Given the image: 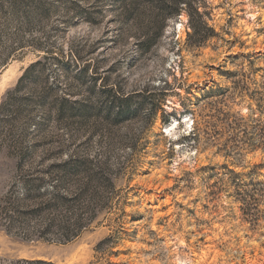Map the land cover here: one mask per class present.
Returning a JSON list of instances; mask_svg holds the SVG:
<instances>
[{
    "label": "rangeland",
    "instance_id": "obj_1",
    "mask_svg": "<svg viewBox=\"0 0 264 264\" xmlns=\"http://www.w3.org/2000/svg\"><path fill=\"white\" fill-rule=\"evenodd\" d=\"M194 1L196 34L180 0H0V103L39 62L0 112V264H264L262 154L205 93L262 79L264 0Z\"/></svg>",
    "mask_w": 264,
    "mask_h": 264
},
{
    "label": "trees",
    "instance_id": "obj_2",
    "mask_svg": "<svg viewBox=\"0 0 264 264\" xmlns=\"http://www.w3.org/2000/svg\"><path fill=\"white\" fill-rule=\"evenodd\" d=\"M162 7L165 3L159 2ZM183 4L185 6V12L188 15V25L192 30L193 34H196L197 27L193 24V17L198 16V6L194 0L181 1L176 5L174 9V14L179 13L182 9L179 5ZM165 6V5H164ZM163 6V7H164ZM192 34V35H193ZM157 33L155 34V37ZM154 37V40H155ZM153 40V39H152ZM151 41L141 42V47L149 46ZM4 58L2 61H5ZM36 61L29 64L22 76L19 78L16 86L13 89L8 90L0 103V112L4 109L5 105L12 100L13 95L20 90L23 80L31 73L32 69L38 64ZM232 77H238V79L232 81V85L229 88H221L217 85L214 88L205 89V93H211L214 90L220 91V102L222 103L221 109L217 111V115L214 117L216 122H209L210 126L214 129L215 134H219L225 137V142L229 146L248 151L259 150L262 154L263 161L256 164L251 170L250 175H255L256 177H250L247 186L243 187V194L241 199L245 204V211L251 217L255 219L259 218L260 206L264 205V75L262 79L258 82L255 81L251 75L241 74L238 72H229ZM21 98V97H20ZM19 98V99H20ZM232 98L235 102H242L247 100L246 109L247 115L242 116L238 113L230 112V105L226 104L228 99ZM18 98L14 99L15 108H12L11 114H6L10 116V120L3 119L4 121H11L21 114L22 110H19L17 101ZM22 99V98H21ZM24 103V102H23ZM26 104V103H24ZM26 106V105H25ZM220 131V132H219ZM226 133H228L226 135ZM196 132H192V139L195 140ZM263 171V173H262ZM259 177H262L259 179ZM49 264L43 261H27L18 260L16 264Z\"/></svg>",
    "mask_w": 264,
    "mask_h": 264
}]
</instances>
